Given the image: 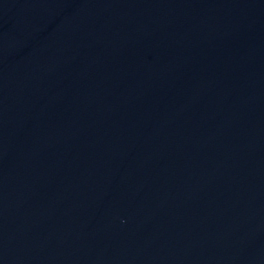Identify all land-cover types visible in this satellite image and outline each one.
Wrapping results in <instances>:
<instances>
[{
    "label": "water",
    "instance_id": "water-1",
    "mask_svg": "<svg viewBox=\"0 0 264 264\" xmlns=\"http://www.w3.org/2000/svg\"><path fill=\"white\" fill-rule=\"evenodd\" d=\"M0 264H264V0H0Z\"/></svg>",
    "mask_w": 264,
    "mask_h": 264
}]
</instances>
